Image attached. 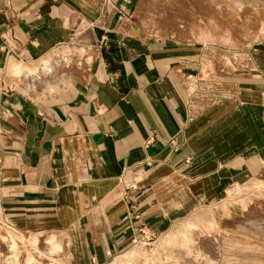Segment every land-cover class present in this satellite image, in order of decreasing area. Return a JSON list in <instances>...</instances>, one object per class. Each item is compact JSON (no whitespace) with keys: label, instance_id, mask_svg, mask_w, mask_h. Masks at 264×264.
<instances>
[{"label":"crops","instance_id":"0c3cea01","mask_svg":"<svg viewBox=\"0 0 264 264\" xmlns=\"http://www.w3.org/2000/svg\"><path fill=\"white\" fill-rule=\"evenodd\" d=\"M139 3L0 0V264L12 233L106 264L139 229L222 219L227 247L264 264V40L234 72L153 35Z\"/></svg>","mask_w":264,"mask_h":264},{"label":"rangeland","instance_id":"374dc122","mask_svg":"<svg viewBox=\"0 0 264 264\" xmlns=\"http://www.w3.org/2000/svg\"><path fill=\"white\" fill-rule=\"evenodd\" d=\"M137 9L139 23L151 25L153 35L202 46L204 55L223 57L221 61L230 65L234 72L239 71L242 61L248 62L250 71L256 70L253 63L259 61L260 44L264 40V5L260 0H140ZM226 65L221 63L218 72L230 71ZM214 71L211 68L206 72ZM240 194V191L235 193L236 196ZM246 208L242 200L232 208V213L241 219ZM222 209L207 208L197 214L226 215ZM217 221L222 223L201 224L203 231L196 233L199 226L193 224H187L182 231L175 225L156 237L145 232L149 235L146 238L143 232L136 241V248L121 258L111 256L106 264H190L193 261L197 264H245L246 260L251 261V257L227 247L222 237L228 225L223 219ZM235 226L246 229L242 224ZM50 243L53 244L49 250ZM7 247L4 264H66L65 258L58 254L62 248L54 238L40 241L12 233Z\"/></svg>","mask_w":264,"mask_h":264},{"label":"built area","instance_id":"2783aa9c","mask_svg":"<svg viewBox=\"0 0 264 264\" xmlns=\"http://www.w3.org/2000/svg\"><path fill=\"white\" fill-rule=\"evenodd\" d=\"M144 231H142V229H139L138 233H143ZM138 237L137 238H134L133 241H137Z\"/></svg>","mask_w":264,"mask_h":264},{"label":"bare ground","instance_id":"6f19581e","mask_svg":"<svg viewBox=\"0 0 264 264\" xmlns=\"http://www.w3.org/2000/svg\"><path fill=\"white\" fill-rule=\"evenodd\" d=\"M215 1H218V0H215ZM138 240V239H137ZM190 264H197V263H194V261L193 262H189ZM184 264H188V263H184Z\"/></svg>","mask_w":264,"mask_h":264}]
</instances>
